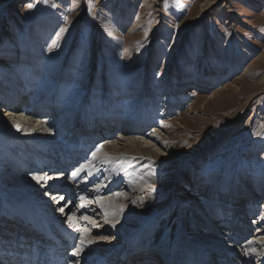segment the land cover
I'll use <instances>...</instances> for the list:
<instances>
[{
	"label": "rangeland",
	"instance_id": "374dc122",
	"mask_svg": "<svg viewBox=\"0 0 264 264\" xmlns=\"http://www.w3.org/2000/svg\"><path fill=\"white\" fill-rule=\"evenodd\" d=\"M30 2L35 5L31 10L27 9ZM152 2L93 0L89 11L86 0H0V110L6 107L1 99L15 91L23 98L20 105H14L16 110H25L18 112L28 115V110H39L42 114L36 119L54 117L51 126L54 130L62 128L57 138L60 142L55 139L50 150L62 147L61 141L65 143L70 135L76 140L69 145L78 147L74 154L69 153L68 146L60 148L64 159L60 160L66 162V169L41 165L38 172L28 168L9 172L8 166L14 161L10 153L17 150L11 147L9 136L2 138L0 199L4 200L5 189L19 190L13 188L19 185V179H29L21 172L31 177L33 173L64 171L62 182L72 185V173L81 165L86 164V168L93 163L92 152L107 135L93 136L89 148L84 146L80 151L82 131L74 128L70 134L72 129L62 126L66 122L72 126L90 122L91 115L103 122L112 106L114 130L107 139L115 141L124 136L120 131L130 121L127 125L132 133L129 130L130 136H125L151 141V145L156 144L153 149L157 155L148 160L128 155L108 167L99 163L101 170L93 187L70 199L72 210L79 207L81 196L87 199L88 211L93 212L98 196L106 200L118 195V201H124V211L118 207L119 215L113 220L128 229L149 220L146 225L150 222L153 226L149 235L151 254L159 262L168 259L174 241L181 235L175 236L178 230L194 242L216 233L203 232L202 238L195 239L192 231L195 217L204 213L210 216L214 204L216 212L234 226L239 224L233 214L237 216V210H243L244 240L231 250L236 249V258L244 264H264V0H216L210 8L206 4L209 0H168V7L164 0ZM61 27L67 31L59 39V47L49 50ZM54 86L59 88L52 104L48 100ZM76 114L86 120L75 119ZM134 121L136 125L146 121L141 127L143 134L137 132ZM65 155H72V160ZM95 158H104L102 149ZM107 168L115 173L108 176ZM81 176L75 178H85L82 181L87 185L89 178ZM116 176L120 178L114 183L111 177ZM96 180L101 184L94 185ZM63 183L51 187L61 189ZM97 187L107 189L99 188L96 197H88L87 190ZM150 187L155 188L151 196ZM41 194H35L37 205L51 207L47 195ZM252 194L256 199L246 197ZM249 198L252 206H238V201ZM51 212L57 213L52 208ZM83 215L93 219V214ZM105 218L93 219L96 224L100 222L96 227L88 221L85 225L79 222L80 234L101 227L102 235L108 237L106 243L122 245L119 231L112 232L101 222ZM224 222L217 221L219 226ZM58 225L75 231L66 220ZM209 239V244L214 242L215 248H221L217 236ZM249 248L255 249L254 255L245 257L244 250ZM159 262L155 260L154 264Z\"/></svg>",
	"mask_w": 264,
	"mask_h": 264
},
{
	"label": "bare ground",
	"instance_id": "6f19581e",
	"mask_svg": "<svg viewBox=\"0 0 264 264\" xmlns=\"http://www.w3.org/2000/svg\"><path fill=\"white\" fill-rule=\"evenodd\" d=\"M215 1L216 0H209V2L208 3L206 2V4L210 8ZM57 86H54L50 90L51 98L50 100H48V102L52 104L53 101L57 98L56 93H57V88H59ZM10 94H11L10 97L8 96L7 98H5V100L4 98L1 99L3 100V102H5L6 107L4 109L1 107L0 110V113H2V116L0 117V140H4L2 138L9 136V140H10L9 143H11V147L14 146L17 150V151L10 150L11 151L10 155H13L14 161H12L10 163V166H8L10 168L9 172H13L12 171L13 169L15 170L19 168L21 171L23 169L28 168V170L29 169L34 171L36 170L37 172L38 169L43 167H46V169H51V167L59 168L61 170L66 169L68 166L64 165V163L66 162H64L63 161L64 159L61 158L62 152L60 151V148L64 149V147L68 146L71 150L69 152L70 154H74V152L77 151L78 149L77 146L73 147L74 148L73 149L71 148V146L73 145L72 144L69 145L70 143H72V140L74 139L72 138V135H70L66 139L65 143L61 141V143L64 144V145L62 144L63 145L62 147L58 145L57 148L50 150L49 147L52 148L55 146V139L56 142L58 143L60 142L61 139L59 140L57 138L60 135V133H62L61 130L62 128L60 130H54L52 126H48V124H51L49 122L51 118L47 120V116H45L44 118L40 117L36 119V117L42 114L39 110H28L27 111L28 115L23 114L24 112H18L17 110H21V109L16 110V107L17 105H20L22 103L21 100L23 98L20 95L17 96L15 94V91L12 93L10 92ZM18 108L21 107L19 106ZM109 108L111 114L109 117L105 116L103 122L99 121L100 119H95L94 115H91L90 122L79 124V126H75V125L72 126L70 125L69 122H66L65 125L63 126L61 125L65 129L70 128L73 130L74 128H77V130L82 131L83 135H81V137L79 138L82 141L81 146H79L80 151L86 148L84 146H87L89 148L90 143L93 142V140L95 139L93 136L98 135V137L100 138V136H103V134L107 135V136L105 135L106 138H104L102 140L103 142L101 143L103 145L102 155H104L103 158L104 160L99 158H94V160H92L93 163L87 165L90 168L88 167L84 168L86 164L83 167L81 165L83 170L79 172L78 176H76V177H80L82 175L81 177L89 178L88 179V181L90 180L89 182L90 184L88 183L89 185L83 183L82 180H84L85 178L82 179L81 181H78L76 178L73 177H72L73 180L72 185H69V183L68 184L65 183L66 182L65 180H64L65 182L63 183L61 179H63L64 171H59L60 173L52 174L51 172V174L50 173L45 174L54 180H51L50 182L48 181L46 185L40 187L34 185L36 184V182L33 181L31 177H29L30 174H28V172H21L20 174L24 173L25 175H27V178L29 179L27 181L19 179L20 180L19 185L13 187L19 190H14L13 188H12L13 190L5 189L6 196L4 200L0 199V235L2 233V234H7V236L0 237L1 249L4 248L12 249L15 248L18 244H19L18 246H21L22 244L26 248H36L35 246H33L34 242L30 238H32V236H37L40 238V242L44 243L46 236L48 235L55 236V238L58 239L59 241V242L58 241L51 242V240L48 239L47 242H49L48 246L50 249L56 248L58 245H61V240H59V237L62 238L63 243L65 245H67L69 241L70 246L73 249L74 245L76 243H79V239L77 237H79L80 231L78 232L76 230L72 231V229L68 231L67 228L63 227L62 225H58V223H60L61 220L67 221L68 215L75 213L79 226L80 223L84 224L86 221L79 220L78 217H81L83 214H93L92 216L93 219H96L98 217L102 219V216L106 217L104 220L100 219L101 222L104 224V226H107V229L108 228L111 229V231L114 230L116 232V230H118L120 235L123 237V243L122 245H111L110 243H106L108 239L106 241L104 240L103 242V240H99L97 238L98 235L103 236L101 227L90 229V231H88L87 233V236L92 239L94 238L93 240L94 243L85 250V254H83V259H81V264H154L155 260L159 262L158 258H156V256L154 257V255L151 254L152 249L150 247L153 243L149 242V235L153 226L150 227V222H149V226L146 225V223H148L149 220L147 219L142 220L138 225L131 226L129 229L126 227L119 226L117 224L118 222H116L117 220L116 221L113 220V217L119 215V213H117L116 211L118 210V207L124 205L123 200L118 201L117 199L119 197L118 195H115L110 198L108 197V199L106 200L98 196V198H100L104 202V206H105L104 209H101L99 205L96 204L95 207L97 206L98 207L93 212L88 211L87 208L88 205L84 208L78 207L76 208V210L75 209L72 210V206H71L72 204L70 202L71 201L70 199H72V196L77 197V194L83 193L82 191L85 190L88 186L93 187L92 182H94L95 176L97 174H100L101 169L99 168L100 165L99 163H102L104 167L105 166L108 167L109 163L113 164L120 157L123 158L124 156H128V155H131L132 157L129 156L131 158L138 157L147 160L153 159L157 155V152H155V149H153L156 147V144L151 145L152 143L151 141H146L144 137L139 138L137 135L135 137H129L130 136L129 134L132 133L131 131L132 127L127 125V123H129L130 121L125 122L126 124L125 123L124 124L127 126V128L124 126L120 131L124 133V136L123 135L118 136L115 139V141L113 140L110 141V139H107L108 136H111L113 134L112 130H114L113 124L111 123V121L113 120L112 118L114 116V115L112 116V111H113L112 106H109ZM55 112H54V116L56 115L57 117H59L60 115H57L58 112L57 111ZM5 113H7V115H11V117L9 118L4 117ZM76 115L77 116L75 117V119L81 118L86 120L85 119L86 117H84V115L81 114H76ZM143 115L144 114H142V116L140 115L138 117V120L142 119ZM27 116H30V118ZM25 117H27V119ZM32 118L35 120H33ZM87 121L89 120L87 119ZM135 122L136 121H134V123ZM102 124H108V125L102 126ZM145 124L146 121H144V123L140 122L137 125L135 123V126H137L138 128L137 132L143 134L141 127L143 128L144 126H146ZM15 125H19L21 130L17 131ZM72 130L70 134L74 132V130L73 131ZM129 130L131 131V133ZM153 132L155 133V130ZM77 134L78 136H80L79 133ZM125 135H129V136H125ZM64 139L62 138V140ZM44 153H47L46 156L44 155ZM71 156H67V158H69V160H72ZM64 158L66 160V157ZM83 161L85 160L83 159L82 162ZM95 162L98 163V165H96ZM41 165L43 167H40ZM105 171H107L106 173L108 176H111L113 173H115V170L110 171L109 168H107V170ZM85 172H89L91 175ZM95 172L97 173L95 174ZM17 175L19 176V174ZM66 177L67 175L65 176V179ZM112 178L114 179L113 182L115 183L120 177L118 179L117 176L111 177V179ZM55 183H59V185L57 186H60V183H63L64 185L61 187V189L56 190V188L55 189L53 188L56 191H52L53 189L51 185ZM99 184L101 183L100 181L97 182V180L94 183V185H99ZM99 188L107 189V187H99ZM110 189L112 190V187H110ZM95 190L94 189L87 190L86 192L87 196L96 197L95 195H98L101 189L99 191H95ZM46 191L51 194V196L47 195L46 197L47 200L50 199L49 201L51 207L49 208L45 207L46 204H43V206H38L36 203L37 199L35 194H37L38 196L40 193H42L41 195L43 196L41 197H44ZM88 191H90V193ZM120 195L122 196V194ZM247 195L246 197H250L252 200L256 199V197H254L255 195L253 194H252L253 196L252 195L247 196ZM60 196H64V197L67 196V198L65 197V200L59 201ZM52 197H55L56 201L58 202H54ZM250 198L247 200L238 201V203L239 202L241 203L238 204V206L239 207L241 206L243 208L244 206H252L253 201ZM37 202L39 201L37 200ZM216 204L213 205L214 207L210 213V216H207L204 213V215L202 214L203 216L199 215L195 217L194 227L192 228L193 233H195L196 235L195 239L200 237L202 238L203 232L207 234L210 233L211 231H215L216 233L214 232L215 234L204 235L202 241L194 242L187 240L186 233L183 232V230L182 231L178 230L175 236L178 235L179 233L181 235L179 238H177L174 241V248L172 247L173 248L172 252L168 254V259L166 261L162 260L164 262L163 264H226V263L244 264L245 263L241 258L240 259L239 257L238 259L236 258V253H234L236 249L233 248V250H231V248L232 246L235 247L237 244H239L240 240L241 243L243 242L242 240H244L243 238L245 234L243 233H245L244 226L246 224L243 221L245 219L246 212H243V210L240 209L241 212L237 210V216H235L236 212L233 214V216L237 219L236 221L238 222L241 228L238 229L236 228V226H234L233 222L229 221V223H227L224 217L222 218V215L220 216L219 211L216 212V207H215L217 206ZM59 207H65V212L64 213L59 212L58 211ZM89 207H94V205H90ZM51 208L52 211H57V213L56 214L52 213ZM105 212H107V215H105ZM94 214H101V216H97ZM218 220L219 221L221 220V222L224 221L225 222L222 223L223 225L219 226L220 224L218 225L217 223ZM18 223H20V226H18ZM97 224H100V222H98ZM113 225L115 226L113 227ZM221 229L224 230V232H221ZM15 231H17L18 233H16ZM27 235L31 237H27ZM208 236L210 237L217 236L221 240L220 243L221 248H215V245L217 244H215L214 242L213 243L211 242L210 245L208 242L212 240L209 239L210 237ZM43 237L45 238L43 239ZM2 239H6V240H2ZM40 242L39 244L37 243V246L41 245ZM204 243L206 244L204 245ZM64 248L65 247L62 246L60 250L64 251ZM215 258L217 260L216 262H214ZM74 259L75 258L73 257L71 260ZM243 259L245 258L243 257ZM162 261L159 263L162 264ZM247 264H250V262Z\"/></svg>",
	"mask_w": 264,
	"mask_h": 264
},
{
	"label": "snow or ice",
	"instance_id": "6c2138e0",
	"mask_svg": "<svg viewBox=\"0 0 264 264\" xmlns=\"http://www.w3.org/2000/svg\"><path fill=\"white\" fill-rule=\"evenodd\" d=\"M43 2L47 3L48 0H43ZM86 3L89 6V11H91V5L93 3V0H86ZM164 4H165V7H168V0H164ZM34 6L35 5L30 2V3L27 4V9L31 10L32 8H34ZM56 6L57 5H55V4L52 5V7H56ZM66 31H67V28H65V27H61L59 29V31L56 33V38H54L51 41V43L49 44V46H48L49 50H51L54 47H59V39L63 36V34ZM5 115H7V113H5ZM15 127H16L17 131L21 130L19 125H15ZM257 135H261V133H257ZM102 147H103L102 144L96 146V150L92 153L93 158L96 157V154L98 152H100ZM148 167L151 169L152 162L149 163ZM82 170H83V168L81 167V168L77 169L76 171H74L72 173V177L75 178L76 176H78L79 172L82 171ZM151 174H154V172H152ZM31 179L33 181H35L36 184H38V185L43 187L44 185L47 184V182L51 179V177H49L47 175L31 174ZM96 191H99V188H96ZM153 192H155V188L154 187H150L149 191H148V195L151 196ZM45 195L51 196V194L48 193L47 191L45 192ZM52 199L54 200V202H58V201H56L55 197H52ZM63 200H65V197L64 196H60L59 197V201H63ZM80 201H81V203H80L79 207L84 208V207L87 206V204L85 203V201H86L85 197L81 196L80 197ZM89 203H90V201H89ZM96 203L99 205V207L101 209H104L105 206H104L103 200H101L100 198H97ZM58 211L61 212V213H64L65 212V207H59ZM120 211L121 212L124 211L123 206H120ZM105 215H107V212H105ZM79 219L80 220H84V221H88L89 223H91L93 225V227L97 226L96 222L89 216H81V217H79ZM67 221H68V224H69L70 228H73L76 231H80L79 226H78V222H77V218L75 216V213H72V214L68 215ZM114 226L115 225H113V227ZM97 238L99 240H107L108 239V237H106V236H99V235L97 236ZM93 243H94L93 240L87 238V229H85L80 234L79 243H76L74 245L73 249H72L71 256L74 257L75 259L67 261L66 264H81V259H83V254H85V250L87 248H89V246L92 245ZM248 243L251 244L252 242L248 241ZM253 252H255V249L249 248V249H245L243 254L245 256H248V255H250V253H253Z\"/></svg>",
	"mask_w": 264,
	"mask_h": 264
}]
</instances>
